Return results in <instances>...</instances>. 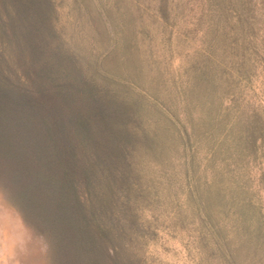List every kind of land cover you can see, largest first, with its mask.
Here are the masks:
<instances>
[{"label": "rangeland", "instance_id": "obj_1", "mask_svg": "<svg viewBox=\"0 0 264 264\" xmlns=\"http://www.w3.org/2000/svg\"><path fill=\"white\" fill-rule=\"evenodd\" d=\"M32 1L37 66L110 157L27 205L36 157L0 155V264H264V0Z\"/></svg>", "mask_w": 264, "mask_h": 264}, {"label": "trees", "instance_id": "obj_2", "mask_svg": "<svg viewBox=\"0 0 264 264\" xmlns=\"http://www.w3.org/2000/svg\"><path fill=\"white\" fill-rule=\"evenodd\" d=\"M32 3V0H0V41H5L14 64L13 69L8 68L11 64L8 58V64L1 61L0 65V155L16 157L21 170L25 168L22 162L26 156L36 157L34 164L29 165L32 183L27 205H74L71 201L72 197L77 198V193L74 196L73 193L79 184L78 173L88 188L92 186L98 168L89 166L91 161L94 163L102 155L108 160L110 151L108 154L105 147L99 154L100 144L94 143L93 135L98 125L90 116L87 123H83L80 115L72 118L69 110L76 107L75 99L63 91V84L48 72L49 68L37 66L44 39L34 28ZM18 67L24 69L28 82L6 81V75L10 76L6 70L16 74ZM83 134L92 143L82 146L79 137Z\"/></svg>", "mask_w": 264, "mask_h": 264}]
</instances>
